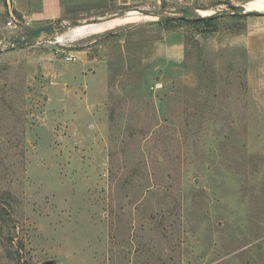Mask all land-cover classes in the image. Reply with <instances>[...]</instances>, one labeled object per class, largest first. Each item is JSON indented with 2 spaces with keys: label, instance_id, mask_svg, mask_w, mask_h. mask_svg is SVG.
Masks as SVG:
<instances>
[{
  "label": "rangeland",
  "instance_id": "374dc122",
  "mask_svg": "<svg viewBox=\"0 0 264 264\" xmlns=\"http://www.w3.org/2000/svg\"><path fill=\"white\" fill-rule=\"evenodd\" d=\"M232 4L0 0V38ZM65 31L0 52V264H264V15Z\"/></svg>",
  "mask_w": 264,
  "mask_h": 264
},
{
  "label": "water",
  "instance_id": "95a60500",
  "mask_svg": "<svg viewBox=\"0 0 264 264\" xmlns=\"http://www.w3.org/2000/svg\"><path fill=\"white\" fill-rule=\"evenodd\" d=\"M130 10H136L144 15H150L154 17H164V18L182 19V20H192L199 18L215 19L218 17L237 15V14L260 13L264 15V12L262 11H253V10L247 11L244 4L242 5L232 4L228 8L214 11L209 15H202L199 12V9L193 7H181L177 9H169V8L156 9V8L134 7ZM130 10H122L120 12L114 13L109 16L92 18L85 21H75L73 23H68L63 25L50 24L46 26H39L30 29L29 31L19 33L17 35L2 37L0 38V52L36 45L42 41H47L51 38H57V36L63 34L66 29H70L83 22H85L86 24L104 22L113 18L124 16L127 13H129Z\"/></svg>",
  "mask_w": 264,
  "mask_h": 264
},
{
  "label": "bare ground",
  "instance_id": "6f19581e",
  "mask_svg": "<svg viewBox=\"0 0 264 264\" xmlns=\"http://www.w3.org/2000/svg\"><path fill=\"white\" fill-rule=\"evenodd\" d=\"M257 7H258V6H257ZM246 9H247V8H246ZM253 11H257V10H253ZM133 12L140 13V12H138V11H136V10H130L129 13H127V14H130V13H133ZM263 12H264V11H263ZM141 14H142V13H141ZM107 21H108V20H107ZM104 22H106V21H104ZM100 23H102V22H100ZM92 24H98V23H90V24H86L85 22H83V23L78 24V25L86 26V25H92ZM78 25H76V26H78ZM74 27H75V26H74ZM72 28H73V27H72ZM70 29H71V28H70ZM70 29H68V30H70ZM65 32H66V31H65ZM65 32H64V33H65ZM64 33H63V34H64ZM61 35H62V34L58 35L57 38H58L59 36H61ZM57 38H56V39H57Z\"/></svg>",
  "mask_w": 264,
  "mask_h": 264
},
{
  "label": "trees",
  "instance_id": "16d2710c",
  "mask_svg": "<svg viewBox=\"0 0 264 264\" xmlns=\"http://www.w3.org/2000/svg\"><path fill=\"white\" fill-rule=\"evenodd\" d=\"M212 20H214V19L199 18V19L183 20V21H187V22L196 21V22H204V23H207V22H210Z\"/></svg>",
  "mask_w": 264,
  "mask_h": 264
},
{
  "label": "built area",
  "instance_id": "2783aa9c",
  "mask_svg": "<svg viewBox=\"0 0 264 264\" xmlns=\"http://www.w3.org/2000/svg\"><path fill=\"white\" fill-rule=\"evenodd\" d=\"M207 1H214V0H207ZM77 55H69L68 59L71 60V61H77Z\"/></svg>",
  "mask_w": 264,
  "mask_h": 264
}]
</instances>
